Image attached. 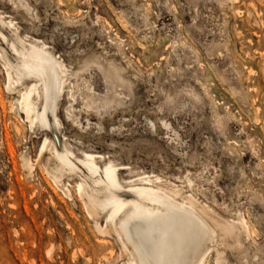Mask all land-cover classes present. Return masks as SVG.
Masks as SVG:
<instances>
[{
  "label": "rangeland",
  "instance_id": "374dc122",
  "mask_svg": "<svg viewBox=\"0 0 264 264\" xmlns=\"http://www.w3.org/2000/svg\"><path fill=\"white\" fill-rule=\"evenodd\" d=\"M17 51L56 65L49 126L31 127L17 101L41 76L7 89L1 55ZM0 56V264L127 261L75 195L87 170L62 184L45 170V137L117 166L119 200L149 175L222 221L245 217L248 235L220 238V264H264V0H0Z\"/></svg>",
  "mask_w": 264,
  "mask_h": 264
},
{
  "label": "bare ground",
  "instance_id": "6f19581e",
  "mask_svg": "<svg viewBox=\"0 0 264 264\" xmlns=\"http://www.w3.org/2000/svg\"><path fill=\"white\" fill-rule=\"evenodd\" d=\"M43 52L29 57L17 51L21 61L16 62L9 60L5 53L1 55L6 68L8 90L15 88L16 84H24L27 74L34 73L42 77L27 85L17 99L31 127L35 124L50 125V96L55 95L60 88L56 65ZM58 64L65 68L61 62ZM41 86L46 92L44 107L39 105ZM49 140L45 137L40 149V156H49L44 164L45 170L57 184H62L65 177L79 175L83 169L87 170L90 176L79 175L81 181L76 182L75 195L82 201L99 233L116 234L122 252L127 257L125 264H209L214 252V260L220 264L223 260L219 249L220 238L238 235L240 232L247 235L250 233L245 217L239 216L237 221H222L208 207L200 206L191 195L185 201L177 200L178 191L167 189L159 183V177L153 179L147 175L136 180H126L130 184L128 195L133 198L119 200L112 195L113 189L122 185L117 166L108 163L102 168L98 164L102 156L93 153L83 152L81 159L68 148L62 153L57 148H51ZM8 146L10 154H13L11 145ZM24 165L32 172L34 165L29 159L24 158ZM70 185L66 186V192L72 197L74 193ZM102 213H105L104 225L99 223ZM208 240H212L209 250L206 247ZM131 248L139 261L132 255Z\"/></svg>",
  "mask_w": 264,
  "mask_h": 264
}]
</instances>
